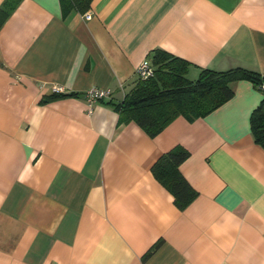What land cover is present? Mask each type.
<instances>
[{"label": "crops", "instance_id": "0c3cea01", "mask_svg": "<svg viewBox=\"0 0 264 264\" xmlns=\"http://www.w3.org/2000/svg\"><path fill=\"white\" fill-rule=\"evenodd\" d=\"M88 12L21 0L0 27V264H264V148L250 129L262 94L232 83L208 116L154 138L114 109L153 50L190 63V81L264 77V0H93ZM90 88L110 97L89 106ZM177 146L196 192L182 210L151 174Z\"/></svg>", "mask_w": 264, "mask_h": 264}, {"label": "trees", "instance_id": "16d2710c", "mask_svg": "<svg viewBox=\"0 0 264 264\" xmlns=\"http://www.w3.org/2000/svg\"><path fill=\"white\" fill-rule=\"evenodd\" d=\"M20 1L3 2L0 27ZM58 1L63 18L71 13L85 15L93 2ZM149 65L153 75L146 79L137 78L121 103L114 106L119 122L134 123L148 137L154 138L178 117L190 123L205 118L233 97L232 83L248 81L262 94L259 105L250 115V129L254 141L264 148V77L244 68L225 71L200 69L197 78L190 81L186 76L191 64L162 50H153ZM188 157L187 150L177 146L161 155L151 168L153 177L171 194L180 210L196 197V192L179 171V166Z\"/></svg>", "mask_w": 264, "mask_h": 264}, {"label": "built area", "instance_id": "2783aa9c", "mask_svg": "<svg viewBox=\"0 0 264 264\" xmlns=\"http://www.w3.org/2000/svg\"><path fill=\"white\" fill-rule=\"evenodd\" d=\"M83 19L85 21H89L91 19V14L88 12L83 15ZM136 75L140 79H146L153 75V69L149 65L147 61L141 62L136 68ZM55 92H59V89H55ZM110 97L109 90H103L99 88H90L85 92V98L88 102V105L91 106L92 104L108 99Z\"/></svg>", "mask_w": 264, "mask_h": 264}]
</instances>
